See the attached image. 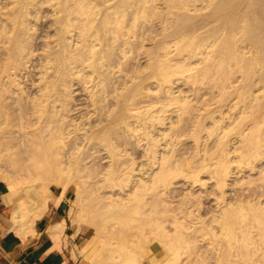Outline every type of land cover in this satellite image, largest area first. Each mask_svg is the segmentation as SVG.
<instances>
[{"label": "bare ground", "instance_id": "6f19581e", "mask_svg": "<svg viewBox=\"0 0 264 264\" xmlns=\"http://www.w3.org/2000/svg\"><path fill=\"white\" fill-rule=\"evenodd\" d=\"M0 167L92 264H264V0H0Z\"/></svg>", "mask_w": 264, "mask_h": 264}, {"label": "crops", "instance_id": "0c3cea01", "mask_svg": "<svg viewBox=\"0 0 264 264\" xmlns=\"http://www.w3.org/2000/svg\"><path fill=\"white\" fill-rule=\"evenodd\" d=\"M69 187L66 191H63V187L52 189L55 196H61L64 192L63 198L57 205L55 201L50 203L49 208L36 220L34 230L21 234L12 218L14 204L5 196L7 185L0 178V264H92L72 245L81 247L91 235L89 226L83 224L79 228L78 222L72 220L75 196L70 207ZM63 220L65 227L61 239H57L53 236L52 228Z\"/></svg>", "mask_w": 264, "mask_h": 264}, {"label": "rangeland", "instance_id": "374dc122", "mask_svg": "<svg viewBox=\"0 0 264 264\" xmlns=\"http://www.w3.org/2000/svg\"><path fill=\"white\" fill-rule=\"evenodd\" d=\"M45 22V23H44ZM47 21L44 19V20H42V19H40L39 20V22H38V31H39V34H42V32L43 33H45L46 32V30H47V28H48V25H47V23H46ZM43 26V27H42ZM1 168L2 169H6V167L4 166V168L3 167H0V172H1ZM5 169H4V172H5ZM4 172L3 173H0V178L1 179H3L4 181L6 180L5 179V177H3V174H4ZM3 177V178H2ZM6 183V182H5ZM36 183L38 184V185H43V183H44V180L43 179H37L36 180ZM6 185H7V183H6ZM59 187H61V189H62V186H61V183H58V182H56V181H53V182H51L50 183V185H49V188H48V190H47V195L49 196V205H50V203L52 202V201H55L59 196H55V194H54V192H53V190H56L57 188H59ZM198 188V186H196L194 189H197ZM7 189H8V191H9V187L7 186ZM53 189V190H52ZM69 189H70V191H71V199H70V206H71V204H72V198H74V196H75V189H76V185L74 184V183H72L71 184V186L69 187ZM206 205H208V201H207V199H206ZM75 207H76V205H75ZM49 208V207H48ZM47 208V209H48ZM89 227H90V230H89V232H90V235L91 234H93L94 233V229L90 226V225H88Z\"/></svg>", "mask_w": 264, "mask_h": 264}]
</instances>
